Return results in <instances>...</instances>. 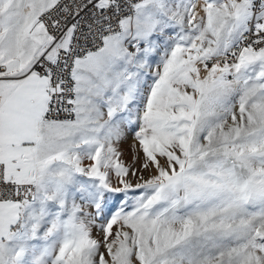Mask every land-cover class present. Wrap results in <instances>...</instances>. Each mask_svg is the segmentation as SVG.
<instances>
[{"label": "snow or ice", "instance_id": "obj_1", "mask_svg": "<svg viewBox=\"0 0 264 264\" xmlns=\"http://www.w3.org/2000/svg\"><path fill=\"white\" fill-rule=\"evenodd\" d=\"M0 264H264V0H0Z\"/></svg>", "mask_w": 264, "mask_h": 264}]
</instances>
